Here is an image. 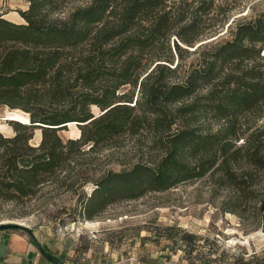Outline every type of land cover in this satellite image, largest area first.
<instances>
[{"label":"trees","instance_id":"16d2710c","mask_svg":"<svg viewBox=\"0 0 264 264\" xmlns=\"http://www.w3.org/2000/svg\"><path fill=\"white\" fill-rule=\"evenodd\" d=\"M27 2L23 22L0 13V109L29 114L10 120L14 135L0 132V201L71 192L78 202L67 217L94 221L111 205L210 177L227 192L223 211L264 229V10L239 19L244 0ZM69 122L81 135L64 140ZM127 138L150 156L90 172L93 155ZM155 240L188 264L229 258L178 224L159 227ZM145 258L174 263L171 253ZM246 261L238 264H264Z\"/></svg>","mask_w":264,"mask_h":264},{"label":"rangeland","instance_id":"374dc122","mask_svg":"<svg viewBox=\"0 0 264 264\" xmlns=\"http://www.w3.org/2000/svg\"><path fill=\"white\" fill-rule=\"evenodd\" d=\"M244 2V7L236 10L234 17L240 19L264 10V0ZM0 5L5 7L4 12H9L11 6L20 10H26L29 6L27 0H0ZM8 18L23 22L19 12L11 13ZM173 39L172 36L171 43ZM92 109L97 115L101 112L97 106ZM12 114L29 119V114L22 109L2 107L0 132L6 135L15 134L10 124ZM59 134L64 140L78 138L81 129L76 122V125L68 124ZM41 138L42 132L37 129L32 143L38 144ZM149 154L147 147L136 138H127L120 147L93 155L97 158L90 172L99 170L100 173L106 169L120 171L139 159L145 160ZM92 189L89 185L85 191L89 194ZM44 191L39 198L24 205L0 201V226H22L41 242H51L55 250L67 243L79 252L77 259L83 264H130V258L137 257L134 254L154 261L160 251L171 253L173 258L177 250L172 247L163 250L167 242L162 240L158 244L155 238L159 227L174 224L202 237L215 239L221 246L218 254L224 249L229 250L226 264H238L241 257H245L249 263L264 259V229L258 223L254 224L251 220L244 223L237 214L223 211L222 202L227 192L216 188L210 177L183 182L164 192H150L138 200L111 205L100 218L89 221L91 224H87L88 221L72 222L67 217V211H73L77 205L76 195L52 188ZM62 218H67L66 224L62 223ZM161 256L165 257L166 253H161ZM135 260L134 264H138L139 257Z\"/></svg>","mask_w":264,"mask_h":264},{"label":"crops","instance_id":"0c3cea01","mask_svg":"<svg viewBox=\"0 0 264 264\" xmlns=\"http://www.w3.org/2000/svg\"><path fill=\"white\" fill-rule=\"evenodd\" d=\"M4 9L5 7L2 8L0 5V13H4ZM10 9L5 14L6 18L11 13H17L20 10L13 6ZM74 249L66 243L62 248L55 250L51 242H41V239L29 234L25 229L0 228V264H83L78 261L77 257L80 254ZM159 253L157 257L160 259L161 253H167V251ZM139 255L134 254L133 256L139 257L138 264H145L140 260ZM173 260L175 264H188L187 260L183 259L182 250L176 251Z\"/></svg>","mask_w":264,"mask_h":264},{"label":"bare ground","instance_id":"6f19581e","mask_svg":"<svg viewBox=\"0 0 264 264\" xmlns=\"http://www.w3.org/2000/svg\"><path fill=\"white\" fill-rule=\"evenodd\" d=\"M11 119H17V120H20V121H24V122H29V119L25 118V117H21V115H15L12 114V116L10 117ZM69 125H73L75 124L76 125V122H69L68 123ZM87 224H91V222H87Z\"/></svg>","mask_w":264,"mask_h":264},{"label":"built area","instance_id":"2783aa9c","mask_svg":"<svg viewBox=\"0 0 264 264\" xmlns=\"http://www.w3.org/2000/svg\"><path fill=\"white\" fill-rule=\"evenodd\" d=\"M135 258H130V264H134L135 263ZM157 264H174L172 260H167L161 263H157Z\"/></svg>","mask_w":264,"mask_h":264},{"label":"water","instance_id":"95a60500","mask_svg":"<svg viewBox=\"0 0 264 264\" xmlns=\"http://www.w3.org/2000/svg\"><path fill=\"white\" fill-rule=\"evenodd\" d=\"M12 120H17V119H12ZM68 125V124H67Z\"/></svg>","mask_w":264,"mask_h":264}]
</instances>
